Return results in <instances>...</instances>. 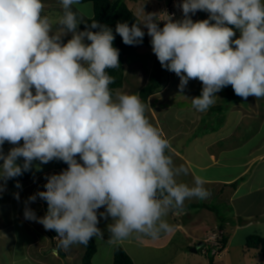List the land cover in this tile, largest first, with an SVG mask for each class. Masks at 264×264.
Listing matches in <instances>:
<instances>
[{
    "label": "clouds",
    "instance_id": "1",
    "mask_svg": "<svg viewBox=\"0 0 264 264\" xmlns=\"http://www.w3.org/2000/svg\"><path fill=\"white\" fill-rule=\"evenodd\" d=\"M59 3L54 23L43 14V0H0V181L30 171L34 161L37 171L53 160L67 165L46 176L45 190L30 195L24 208L26 220L57 233V249L104 241L97 225L109 217V245L133 236L159 239L173 231L170 214L211 196L206 180L193 175L191 184L183 182L189 169L175 163L141 98L110 87L115 78L108 70L120 68L113 29L83 22L73 7L81 0ZM180 7L182 20L144 12L131 25L118 21L115 33L132 46L143 43L147 29L152 52L179 77L181 93L190 80L202 83L199 96L186 97L198 112L214 106L229 85L244 99L264 98V0H182ZM197 11L208 18L193 21L189 14ZM5 143L12 145L7 153ZM37 198L47 203L43 216L29 207ZM222 234L216 230L196 250L216 245Z\"/></svg>",
    "mask_w": 264,
    "mask_h": 264
},
{
    "label": "crops",
    "instance_id": "2",
    "mask_svg": "<svg viewBox=\"0 0 264 264\" xmlns=\"http://www.w3.org/2000/svg\"><path fill=\"white\" fill-rule=\"evenodd\" d=\"M59 9L61 10V7ZM173 85L174 81L171 83L166 82L163 91L154 95L152 102L148 104V117L153 122V125L159 128L166 138L169 139L172 147L171 155L173 156L174 161H177V165L184 164L189 169V174L186 177L182 176L180 179L183 182L191 184L193 175H200L206 180L205 186L210 190L212 196V202H209V204L211 203V205L214 206L213 203L216 204L218 202L225 204L227 207L229 204H235L234 202H238V200L242 202L244 198L249 197L252 194L254 195V199H257V202L253 201L249 204L243 203L244 206L245 204L248 205L247 210H241L240 208L237 210V215L235 216L237 220L242 216L246 218L245 221H247L248 225L241 228L246 232V230L253 225L252 222L249 221L251 220L253 213H249L248 207L258 206L260 209L264 204V99H257L252 96L251 99H245L248 102L246 101V103H244V99L242 98L243 100H241L244 104L239 102L234 103L225 114H217L214 115V117H209V119H207L206 116H208L207 114L210 109L204 113L198 112L194 109L192 112L193 114L186 117L178 116L174 113L172 115V120L166 118L162 122L163 115H161V110L154 108L158 106L153 107V102L158 101L159 103H165V105L167 104L166 107L169 109L176 104L178 100L184 99L189 103L187 106L188 110L193 109L189 100L192 98V96L189 95L193 90L187 91L186 89L179 95L175 92V89L169 92ZM222 92L223 90L216 95L218 96V94H222ZM193 94L196 96V91H194ZM211 108H214V106ZM215 123L217 124L215 125ZM62 170L58 169L56 166V170L54 168V173ZM51 174L50 171H44L41 168L33 180L29 179L25 181V185L23 184L22 188H19L17 191H11L14 187L0 191V244L7 245L8 237L10 238L13 233L11 229L8 228V224L11 225L16 218L19 219V213L21 214V218H23V233L27 229H31V225L29 224L30 221L28 222V220L23 217L25 205L20 208L22 211H19L17 214L16 211H12L14 210L15 205L14 207L13 205L8 206L3 203L4 199L7 196L8 198L11 196L14 199V193L18 192L20 194L22 191L26 192V197L28 198L37 191L45 190L44 185L47 182L45 177ZM237 181H239V183L233 187L231 184ZM37 185H40L41 188H38ZM214 200L216 201L213 202ZM190 203H202V201L196 199L186 201L184 209L186 208V205ZM4 209H10L11 212L5 215L3 211ZM186 210L187 209L180 213H172L168 217L169 223L174 227L172 232L163 234L164 236L161 235L160 238L167 240L166 242L160 244L156 241L158 239L154 240L147 237L136 238L133 236L119 245L123 248L124 246H128L124 249L133 259L134 248L145 250L158 249L161 252H168V242L173 240L176 236L182 240L183 247L186 243L190 244L189 249L192 248V250L199 247L205 240L206 236H209V234L218 230L220 223L216 224L214 222V219L219 216L217 215L218 211L209 210L207 208V210L210 211L209 212L206 211L205 208V211H202V213L197 212L194 219H191L190 215H188L189 212ZM100 211H104V209L101 208ZM211 212H215L216 215L212 216ZM3 214L6 218L3 217ZM185 217H188L186 223L178 220L179 218ZM109 218L107 220L100 218L99 227L103 228L100 224L107 225L106 221H108ZM189 218L191 224H188ZM197 221H201L199 223L201 224L200 227L193 228ZM226 221L228 222L229 220ZM31 222L34 223V221ZM237 227L238 226L231 227L230 232L234 233L235 228ZM12 228L14 227L12 226ZM220 230L225 233L224 228H220ZM246 233L248 234V232ZM18 234L22 233L19 232ZM48 238L50 243H53V238L50 236ZM115 246L116 245H114V247ZM53 250V245L50 244V248L47 251L51 254L53 253ZM175 250L178 252L180 248ZM70 251H66L67 257L65 259L71 261L73 259L77 260V256H75V258L70 257L73 253L72 251L70 253ZM29 252L30 250L27 251L28 254ZM77 252L78 254L82 253L81 250H77ZM57 254L56 256L58 257ZM172 254L174 253L168 252V256H171ZM30 255V258H32L33 255L36 259V264L43 261L40 256L36 258L34 252ZM178 255L184 256L182 252H179ZM26 256L28 257L27 254ZM11 264H15L14 261ZM156 264H164V262H158Z\"/></svg>",
    "mask_w": 264,
    "mask_h": 264
},
{
    "label": "rangeland",
    "instance_id": "3",
    "mask_svg": "<svg viewBox=\"0 0 264 264\" xmlns=\"http://www.w3.org/2000/svg\"><path fill=\"white\" fill-rule=\"evenodd\" d=\"M58 0H43L45 4V9H44V15H47L51 21L54 23L59 19V17L62 15L61 10L59 9L60 5H58L57 2ZM127 5L136 13V15L141 19L145 13H156L157 18L161 21L167 19V14L173 15L176 20H182L184 18L182 9L180 5L182 4V0H124ZM74 8L77 7L79 11L77 13L84 17H91L92 16V4L87 2L83 3L77 6H73ZM75 10V9H74ZM76 11V10H75ZM78 15V17H80ZM192 18L193 21H198V20H204L206 17H208V13L204 11H197L194 15L189 14ZM160 26H163V22H161ZM57 26H54V29ZM145 33L147 35V29H144ZM239 36V32L237 31L236 37ZM71 38V34L69 33L67 36L63 37V41L66 43L68 39ZM151 38L147 35V45H135L130 54L127 56V62L125 64V80H124V85L120 92L124 93H129V94H135L139 89H141L143 86L146 85L148 77L150 75L151 69H152V64L153 60L155 58V54L152 52V46L150 43ZM165 82H173L174 85L172 89L169 90V92L173 91L175 89V92L180 95V90H179V83L180 79L179 77L168 70H166L165 77H164ZM231 87L230 85L225 87L223 89L222 94H218V99L216 104L214 105V108H210L209 113L207 114L209 117H214V115H219V114H225L227 110H229L230 106L234 103H238L239 99H242L240 96H236L232 94L231 89H229V93H227L226 88ZM192 91L189 96L196 97L201 94V89H202V83L198 79L190 80L188 85L185 87L183 91ZM194 91H196V96L193 94ZM232 95H231V94ZM153 96H150L148 98V104L152 102ZM256 98V97H255ZM244 99V98H243ZM242 99V100H243ZM264 99V98H263ZM245 103L247 100H243ZM255 101V100H254ZM241 102V101H240ZM248 102V101H247ZM191 103V102H190ZM153 107L157 110H161V115L162 117V122L168 118L169 120H172V115L176 113L178 116H183L186 117L190 114H193V110H188L187 106L189 103L186 102V100H178L176 104L173 106H168L170 107L169 109L166 107L165 103H159L158 101L153 102ZM243 104V102H242ZM176 105V106H175ZM221 110V111H220ZM175 114V115H176ZM182 114V115H181ZM224 118V117H223ZM222 118V119H223ZM168 124V121H167ZM217 123H215L216 125ZM202 129V128H199ZM204 129V128H203ZM12 147V145L5 143L3 146L4 152L7 153V151ZM56 161L53 160L49 162L48 164L40 165V167L44 171H50L52 174H59L61 171H58L57 173H54V168L56 170ZM18 162V161H17ZM40 162L39 161H34L33 162V168L31 169V180H33L36 177V174H38L39 171L36 170L35 166L38 165ZM177 164V161H175ZM62 170V169H61ZM51 174V175H52ZM46 176V175H45ZM211 176V175H210ZM209 176V177H210ZM186 177V176H185ZM5 184V182L0 181V185ZM25 185L24 182L20 183L21 187ZM38 188H41L40 185H37ZM19 188L14 186L11 191L15 190L17 191ZM214 189V188H212ZM28 194V193H27ZM20 199H13V197L8 196L4 199L3 203L7 204L8 206L10 205H15L14 210L16 211L17 214L19 211L21 212L22 208L25 205V201L27 199L26 197V192L22 191L20 194ZM0 197H1V192H0ZM212 196H210L208 199L203 200L202 204L206 205H211L209 202L211 201ZM254 195H250L249 197L244 198L242 202L238 200V202H234L235 204H229V206H225L223 203H213L215 210H217V215L216 219H214V222L221 223V220L223 222L221 223L223 225V228L225 229V234L228 236V241L225 250L221 252H212L210 254L215 255L214 257V262L213 264H262L261 263V255L259 254L258 250L251 249L249 256L244 254L242 251V244L246 238L247 235L251 233H260L261 235H264V204L263 206L259 209L258 206H253V207H248L249 213H253L250 222H252V226L249 227L246 232H244V229H241L243 226L248 225L247 221H245L246 218L243 216L238 218L235 217L237 214V210L241 208V210L245 209L247 210L246 204L252 203L253 201L257 202V199H254ZM214 200L213 202H215ZM243 203H246L245 206ZM4 204V205H5ZM30 207L33 208V210L36 212L37 216H43L46 213V210L44 209V201L41 199H37L34 203H30ZM186 211L189 212L188 215H190L191 219H194L195 214L197 212L202 213V211H205V207L203 208H196V207H186ZM199 210V211H198ZM210 210V209H209ZM206 208V211H209ZM4 214L6 215L7 213L9 214L11 211L4 209ZM210 212V211H209ZM212 216L216 215V213L211 212ZM3 214V217L6 218V216ZM18 218H16L12 224H8V228L11 229L13 232L11 234V237H8L7 240V245H2L0 244V264H36L37 261L33 257L30 258V254L34 252L36 255V258L39 256L42 258L43 261H40L41 263L38 264H80L82 254L84 252V248L81 245H74L72 246L68 251H72V255L70 257L75 258L77 256V260L73 259L71 260H66L65 258L62 257H57L56 254L53 255V253L49 254V251H47L50 248V244L53 245V243H50L49 241V236L52 237L51 231H46L43 227V225L37 223V222H31V229H27L24 233L22 230L23 224H22V219L21 214H18ZM24 217V216H23ZM190 218L189 222L190 223ZM10 219V218H9ZM188 217L185 218H179L178 220L183 221L184 223L187 222ZM226 220H229L228 222ZM29 222V220H28ZM107 222V225L111 223V218H109ZM201 221H197L193 228H199L201 224H199ZM246 223V224H244ZM107 225L100 224V226H103V228L99 227V224L97 225L103 232L104 234V241H96V238L94 237V241L97 246V251L93 257V264H111L112 258H113V247L114 245H109L107 242L110 233L108 232ZM220 225V224H219ZM1 226V224H0ZM12 226L14 228H12ZM234 233L230 232L231 227H236ZM21 232L22 234H18ZM214 232V230H213ZM211 234H209L210 236ZM164 236V235H162ZM209 236H206L209 237ZM14 237V238H13ZM214 237V236H213ZM157 243H163L166 242L167 240L163 239H158L156 240ZM125 245V244H123ZM189 243H186L183 247L182 240L176 236L173 240H170L168 242V252H173L171 256H168V252L164 251H159L149 249H140V248H134V261L135 264H156L160 262H164V264H209L208 263V258L207 254L204 253L205 249L202 251H199L198 249L194 252L191 249H189ZM204 245L207 246L205 243ZM53 246L56 247L54 244ZM128 246H124V248H127ZM180 248V250L177 252L175 249ZM30 250L29 254L27 251ZM77 250H81V254H78ZM139 250V252H138ZM192 250V251H191ZM70 251V253H71ZM146 251V252H145ZM159 251V252H158ZM138 252V255H137ZM179 252H182L184 256L178 255ZM28 255V257L26 256ZM58 255V254H57ZM254 255V257H253Z\"/></svg>",
    "mask_w": 264,
    "mask_h": 264
},
{
    "label": "trees",
    "instance_id": "4",
    "mask_svg": "<svg viewBox=\"0 0 264 264\" xmlns=\"http://www.w3.org/2000/svg\"><path fill=\"white\" fill-rule=\"evenodd\" d=\"M87 2L92 4V16L84 17L83 22L91 23V21L95 19L99 23L107 24L109 27L113 29V33L115 35L113 46L118 48L120 51V54H119L120 68L119 69H109L108 72L110 75H112L115 78V83L111 85L110 87L114 90V92L117 90L119 91L122 89L124 85V80H125L124 71H125V64L127 62V56L130 54V52L132 51L135 45H132V46L125 45L122 41V38L118 34L115 33V26L118 21H122V22L127 21L129 25H131L133 22H139L140 19L136 15V13L127 5V3L124 0H81V4L87 3ZM55 3L60 5L59 0ZM74 9L76 11H79L77 7H75ZM207 18L208 17H206V19ZM84 29H85V24L81 23L79 25V30L83 31ZM93 31H96V29H93ZM141 45H147V35L146 34L143 39V43ZM165 73H166V69L161 67L157 57L155 56L153 60V64H152V69H151L146 85L143 86L141 89H139L135 93L141 98L142 102L147 106V111H146L147 117H148V98L151 95H154L160 92L164 88ZM229 89H231L232 94L236 95L232 87L226 88L227 93H229ZM248 98L251 99L252 96H249ZM237 102L242 103V100L239 99V101ZM150 122L153 124L151 120ZM17 163L22 164L23 159L22 158L19 159ZM56 166L58 169L67 168V165L62 161H56ZM30 172L31 171H27V172H24L19 177L9 179L5 184L0 185V188H2V190L0 191L13 188L14 186H16L17 182L22 183V182L29 180L31 177ZM237 183H239V181L233 182L231 185L234 187ZM186 207H189V208L205 207V208L215 211L214 206L206 205L204 203L203 204L202 203H190L186 205ZM44 209L47 210V203L45 201H44ZM222 222L223 220H221V223ZM221 223L218 229L223 228V225ZM51 233H52L51 238H53L52 240L53 245L55 244L57 246L58 241L55 239V237L57 236V233L55 231H51ZM227 241H228V236H226V234L223 233L222 237L218 240L216 245H213L211 243H206L207 246L204 245L198 250L202 251L203 248H205L204 253L207 254L208 263L213 264L215 255L210 254V253L221 252L225 250ZM81 246L84 248V252L82 254L80 264H93L92 263L93 257L97 251V246H96L94 239L92 238V240H90L87 247L83 245ZM53 248L57 250L58 257H62V258L67 257L66 251H64L63 249H57L55 246H53ZM251 249L258 250L259 254L261 255V263L264 264V235H261L260 233H251L246 236L242 244V251L244 252V254L249 256L250 251H252ZM111 264H135V261L125 251V249L121 245H116L113 249V258H112Z\"/></svg>",
    "mask_w": 264,
    "mask_h": 264
},
{
    "label": "built area",
    "instance_id": "5",
    "mask_svg": "<svg viewBox=\"0 0 264 264\" xmlns=\"http://www.w3.org/2000/svg\"><path fill=\"white\" fill-rule=\"evenodd\" d=\"M219 236H220V234H219V235H217V236L215 235V238L217 239Z\"/></svg>",
    "mask_w": 264,
    "mask_h": 264
},
{
    "label": "water",
    "instance_id": "6",
    "mask_svg": "<svg viewBox=\"0 0 264 264\" xmlns=\"http://www.w3.org/2000/svg\"><path fill=\"white\" fill-rule=\"evenodd\" d=\"M193 251H196V248H194Z\"/></svg>",
    "mask_w": 264,
    "mask_h": 264
}]
</instances>
